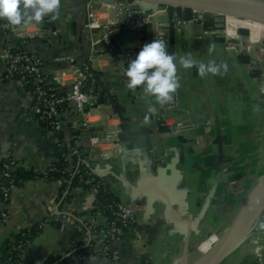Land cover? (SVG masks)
Returning <instances> with one entry per match:
<instances>
[{
  "label": "crops",
  "instance_id": "crops-1",
  "mask_svg": "<svg viewBox=\"0 0 264 264\" xmlns=\"http://www.w3.org/2000/svg\"><path fill=\"white\" fill-rule=\"evenodd\" d=\"M88 2L61 0L59 19L45 17L35 23L41 33L26 40L0 32V52L11 49L37 54L46 73L64 86L71 84L77 68L97 72L106 90L96 97L99 104L92 111V126L86 127L74 108L71 116L64 113L61 132L45 130L32 109L33 90L17 78L8 79L0 85V162L14 158L45 171L65 145L83 147L96 163L104 186L100 202L109 206L115 198L136 209L133 222L117 244L119 264H187L214 247L264 175V23L227 15L223 29L208 30L203 23L207 13L193 9L202 20L172 21L168 7L159 6L152 20L140 27L129 26L120 16L118 23L125 26L114 36L118 23H111L107 45L102 30L88 26ZM230 17L236 24L249 22L258 27L238 25L230 30ZM240 29H247L248 34ZM156 38L165 39L177 63L181 55L191 53L198 62L214 59L227 63L228 71L202 78L195 67L178 65L177 107L166 112L164 105L155 104L154 97L144 95L142 87L135 92L126 88L124 70L129 62L115 56L123 49H142ZM96 42L99 53L92 57ZM209 44L215 46L212 53ZM240 55L248 60L242 61ZM150 105L157 108L155 114L148 112ZM160 122L169 128L177 123L188 127L175 135L170 129L161 130ZM92 135L102 138L98 148L92 149ZM185 148L195 161L189 169L184 167ZM176 155V171L162 172ZM166 175L176 187L171 192L175 197L172 205L167 204L169 194L160 197L145 191ZM58 187V181L46 176L33 178L13 187L6 209L0 205V213L7 211L0 220V243L23 227L58 213L65 215L61 226L44 225L23 264H43L49 254H64L73 243L86 239L82 222L92 219L94 198L78 187L70 199L60 202ZM260 201L251 219L254 222L226 259L237 252L235 263L264 264V229L259 227L264 222V207L259 212ZM103 234L101 230L95 242H101ZM89 264L112 262L99 255Z\"/></svg>",
  "mask_w": 264,
  "mask_h": 264
},
{
  "label": "built area",
  "instance_id": "built-area-1",
  "mask_svg": "<svg viewBox=\"0 0 264 264\" xmlns=\"http://www.w3.org/2000/svg\"><path fill=\"white\" fill-rule=\"evenodd\" d=\"M96 0H89L88 9L89 13V28H100L102 30V41L107 45H110L109 34L111 30V23L117 24L120 16L126 18V22L129 26L140 27L143 24L149 22L154 17V11L146 9L138 0H114L109 2L107 0H100V5L96 7ZM197 11V10H196ZM200 13H206L197 11ZM196 12V13H197ZM109 16H105V14ZM215 15V13H214ZM178 21H181L177 18ZM192 19H203L202 15H195ZM0 32L6 34H13L23 40L28 37L39 35L40 29L35 23L28 24L27 26L14 27L8 24L7 20H0ZM98 43H94L92 49V57L96 56L99 51L97 49ZM139 50L123 49L115 53L116 57L122 58L128 62L134 60L139 53ZM0 62L3 66L0 67V85L11 78H18L23 84H32L34 86V104L33 111L38 116L39 121L41 119L52 118L50 131L61 132L63 127L64 113L59 109L60 105L69 103L73 106L77 112L82 115L84 119V125L90 128L93 124L91 120L93 108L98 106H91L96 101V97L90 93L84 91L85 82L89 77L93 76L92 69L87 67L84 69H75L76 75L72 82L68 86L61 85L56 78L48 76L44 69V61L40 56L29 52L27 50H19L17 52L11 49H5L0 52ZM91 69V70H90ZM60 81V80H59ZM57 83L59 86L66 87L65 90L60 87L57 88L60 91H65L63 95L50 94L47 90L49 85ZM113 106V105H112ZM177 107V97L175 95L174 101L163 106L166 112H171ZM165 124V122H163ZM167 125V124H165ZM188 125L177 123L170 130L175 135H181L182 131L186 129ZM114 137L119 140V135L116 133ZM102 138L99 135H92L90 142L92 149L98 148ZM63 149L72 150V154L79 155L77 144H67ZM104 154L101 152V155ZM83 163L87 164L89 170V178L86 180L88 184V193L94 198L93 217L90 221H83L82 226L85 229L86 239L81 242L88 246L92 239H95L97 233L96 228L103 230V237L101 242L93 243L90 250L87 253L79 252L75 256V261H82L83 264H89L96 256L102 255L108 258L112 264H119L121 260V253L117 246L118 242L122 239L126 229L131 225L134 220L136 209L121 202L116 204V219L110 220L100 208L104 206L100 202V195L104 190V186L98 175L97 169L91 164V158L84 156ZM72 159V158H70ZM21 161L12 158L9 163L5 165L7 171L2 173L0 171V192L4 201L8 200L11 196L13 184L4 183L3 177H11L9 170L15 169L20 165ZM13 182V179L10 180ZM114 202L108 207H112ZM6 217V212L0 213V220ZM51 221V218H47L41 224L44 226ZM95 241V240H94ZM80 242L73 243V248H78ZM24 243L20 242L17 247L23 248ZM66 253V252H65ZM64 253V254H65ZM26 253H22L21 257L25 258ZM8 264V263H7Z\"/></svg>",
  "mask_w": 264,
  "mask_h": 264
},
{
  "label": "trees",
  "instance_id": "trees-1",
  "mask_svg": "<svg viewBox=\"0 0 264 264\" xmlns=\"http://www.w3.org/2000/svg\"><path fill=\"white\" fill-rule=\"evenodd\" d=\"M170 11L171 20L174 21L176 18L189 20L192 19L193 16H195V11L191 8H183V7H172L167 6ZM207 12L206 17L203 19L204 26L208 30L213 29H223L225 27L224 20H220L219 18L216 19L214 15H210V13ZM216 16V15H215ZM125 24L123 22H120L117 24V29L121 28L120 30H123V27ZM119 29L117 31H114V36L119 34ZM240 33L242 34H248L247 29H240ZM109 49H105V51L108 52ZM14 52H17L19 50H12ZM239 59H242V61L248 60L243 55L239 56ZM91 70V69H90ZM93 73L92 77H89L84 86V91L90 93L91 95H94L97 97L98 95L104 94L106 88L105 85L101 82L100 77L97 72L91 70ZM48 76H51L48 74ZM18 79V78H17ZM19 80V79H18ZM27 87L31 88L34 93V86L32 84H25ZM61 88L65 90L66 87H61L57 83L53 85H49L47 87V90L50 94L54 95H63L65 91H60L57 88ZM98 104V99L96 98V101L92 103L91 106H96ZM59 109L62 111V113H67L70 116L74 112V107L71 106L69 103H64L60 105ZM64 116V115H63ZM62 116V118H64ZM51 121L52 118L47 119H41L40 123L42 127L45 130H49L51 127ZM161 130H167L170 129L167 125H165L163 122L159 123ZM74 134L77 135L78 131L74 130ZM77 148L79 150V155L72 154V150L63 149L60 157L52 162L49 167L45 171H38L33 168H30L23 164L22 162H19L20 165H18L15 169L9 170L11 177H3L4 183L6 184H13V187L19 184H22L23 182L27 180H31L33 178L38 177H48L52 180L59 182L58 187V195L57 199L60 202H63L66 199H70L72 196V192L75 188L81 187L84 189H88V184L86 183V180L89 178V170L86 167L87 164L83 163L84 156H89V152H86L83 147L77 145ZM72 158V159H70ZM12 158L3 159L0 162V171L2 173L6 172L7 169L5 165L11 161ZM95 163L94 160L91 161V164ZM13 179V182L11 183L10 180ZM13 189V188H12ZM12 192V191H11ZM10 199V198H9ZM9 199L4 201L3 196L0 192V205L3 209H6V206L9 203ZM119 201L115 200L114 198V204L112 207L108 206H101L100 208L102 211H104L105 215L110 219L114 220L116 219V204ZM7 213V211H5ZM2 213V212H1ZM65 218V215L62 213H58L51 217V221L49 224L52 225H58L60 222L63 221ZM45 226H43L41 223H38L31 227H23L20 230H18L14 235H12L11 238L5 240L4 242L0 243V264H23V258L21 257L22 253H26L30 247L32 246L33 241L43 232ZM85 228V227H84ZM86 229V228H85ZM102 229L96 228V233H100ZM95 239L91 240V243L86 246L84 243H79V247L76 248H69L65 254H54L51 253L47 256L43 264H83L82 261H75V256L77 253H87L91 248V245L95 243ZM20 242L24 243L23 248H18L17 244Z\"/></svg>",
  "mask_w": 264,
  "mask_h": 264
},
{
  "label": "clouds",
  "instance_id": "clouds-1",
  "mask_svg": "<svg viewBox=\"0 0 264 264\" xmlns=\"http://www.w3.org/2000/svg\"><path fill=\"white\" fill-rule=\"evenodd\" d=\"M61 0H0V19L7 20L14 27L27 26L31 23H40L45 17L55 21L59 19ZM215 50L209 44L208 52ZM178 65L184 69L196 68L200 77L209 74L223 75L228 71L227 63H217L209 60L207 63L195 60L191 53L181 55L177 63L176 55L169 54L165 39H155L145 44L134 60H131L124 75L127 77L126 88L135 92L138 87L143 88L145 96L155 99V104L161 106L174 101L175 94L180 88L177 75ZM155 105L148 107V112L155 114ZM147 118L145 123H147ZM264 229V222L259 224Z\"/></svg>",
  "mask_w": 264,
  "mask_h": 264
},
{
  "label": "water",
  "instance_id": "water-1",
  "mask_svg": "<svg viewBox=\"0 0 264 264\" xmlns=\"http://www.w3.org/2000/svg\"><path fill=\"white\" fill-rule=\"evenodd\" d=\"M112 2L114 0H107ZM146 9L153 10L159 6H172L191 8L194 10L215 11L221 14H233L242 18H252L259 20V23H264V0H138ZM100 3V1L96 0ZM255 8V9H253ZM114 41V39H113ZM115 42V41H114ZM116 45V43H115ZM117 47V46H116ZM114 106V103H112ZM117 113V111L115 110ZM185 155L184 167L189 169L194 163V159L191 156L187 148L183 149ZM178 157H176L168 164L165 165L162 172L168 170L176 171V164H178ZM96 167V163H93ZM172 172V173H173ZM157 182L150 184L145 190L149 193L158 194L160 197H165L169 194L170 197L167 200L168 205H172L175 201V197L171 195V192H176V187H172V182H169V177L162 176ZM176 180L177 177H174ZM167 181V182H166ZM164 183V184H163ZM169 183V184H168ZM171 183V184H170ZM175 186V183L173 184ZM264 191V175L259 179L256 185L252 188L251 192L247 196L241 209L233 219L231 225L219 239V241L212 247L211 251L204 256L198 264H221L230 251L233 249L237 241L242 234L248 229L244 227L246 218L252 211L256 201ZM260 212V211H259ZM256 218V217H255ZM255 220V219H254ZM254 222V221H253ZM61 226V224H59ZM251 226V225H250ZM100 228V227H98Z\"/></svg>",
  "mask_w": 264,
  "mask_h": 264
},
{
  "label": "rangeland",
  "instance_id": "rangeland-1",
  "mask_svg": "<svg viewBox=\"0 0 264 264\" xmlns=\"http://www.w3.org/2000/svg\"><path fill=\"white\" fill-rule=\"evenodd\" d=\"M197 11H201V12H208V11H204V10H197ZM209 13H215V15L220 19V20H224V23L227 19V14H221L219 12H213V11H209ZM238 25H241V26H246V27H251L253 30H256L258 26L256 25H253L249 22H240L239 24H236V22L230 17V20H229V27H230V30H234ZM256 27V28H255ZM237 252H235L231 257L227 258L225 261H223L221 264H230V263H233V264H238V260L236 261L237 263H235L234 260L237 259L238 256H236Z\"/></svg>",
  "mask_w": 264,
  "mask_h": 264
},
{
  "label": "bare ground",
  "instance_id": "bare-ground-1",
  "mask_svg": "<svg viewBox=\"0 0 264 264\" xmlns=\"http://www.w3.org/2000/svg\"><path fill=\"white\" fill-rule=\"evenodd\" d=\"M228 15H231V16H235V15H233V14H228ZM236 18V17H235ZM256 28V27H255ZM264 191L262 192V194L260 195V197L258 198V200L256 201V203H255V205H254V207H253V209H252V211L250 212V214L248 215V217L246 218V221H245V225H244V227L246 228V226L249 224V222L251 221V219H252V217L254 216V214H255V211H256V207H257V205H258V203H259V201H260V199H261V201H260V207H259V211L264 207ZM263 196V197H262ZM253 221L254 220H252L251 222H250V224L247 226V228H249L250 227V225L253 223ZM246 228V229H247ZM246 238V237H245ZM244 240V239H243ZM211 250H209L206 254H204L203 256H198L197 258H194V259H192V260H190V262L189 263H187V264H198V262L204 257V256H206L209 252H210Z\"/></svg>",
  "mask_w": 264,
  "mask_h": 264
}]
</instances>
